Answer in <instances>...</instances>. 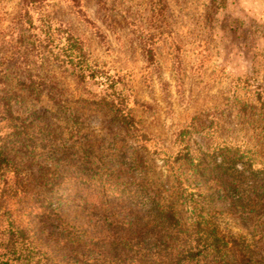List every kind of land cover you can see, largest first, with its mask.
Wrapping results in <instances>:
<instances>
[{
  "label": "rangeland",
  "instance_id": "1",
  "mask_svg": "<svg viewBox=\"0 0 264 264\" xmlns=\"http://www.w3.org/2000/svg\"><path fill=\"white\" fill-rule=\"evenodd\" d=\"M164 2L154 21L153 0H81L86 20L71 0L30 8L38 27L48 16L82 35L109 75L80 81L62 61L44 55L41 63L25 51L31 31L22 0H0V137L22 171L3 206L56 260L148 264L142 249L166 233L146 223L177 181L186 222L202 215L221 233L245 237L264 259V0ZM29 71L49 75L56 88L26 91L18 79ZM110 81L134 126L104 107ZM185 144L193 164L202 160V176L187 162L172 163ZM71 192L81 198L65 201ZM108 194L111 206H98ZM102 209L124 225L110 228Z\"/></svg>",
  "mask_w": 264,
  "mask_h": 264
},
{
  "label": "trees",
  "instance_id": "2",
  "mask_svg": "<svg viewBox=\"0 0 264 264\" xmlns=\"http://www.w3.org/2000/svg\"><path fill=\"white\" fill-rule=\"evenodd\" d=\"M41 0H22L24 12V23L30 30V41L27 43L25 51L35 55L44 63V55L52 57L54 60L62 61L63 64L70 68L71 73L80 81L86 80H103L109 78V75L101 70L98 62L92 59V53L87 48V43L84 37L76 34L73 29L64 27V23L56 22L47 18H41V25L38 27L34 24L30 8L36 7ZM74 3V8L79 16L86 20V14L83 10L81 0H71ZM152 19H160L165 11L164 0H153ZM38 6V5H37ZM55 26V27H54ZM39 28V36L33 30ZM64 34V35H63ZM151 36V34H149ZM144 43V53L151 56L153 54L149 47ZM57 48V52L53 48ZM51 54V55H49ZM18 82L26 91L39 93L41 86L51 88L49 93H52L56 88L55 82L47 75L46 77L32 73L29 71L24 77H20ZM114 81H110L109 92L102 97L104 107H107L113 113L114 120L121 122L126 127L134 126L133 118L128 111L123 108L125 95L117 92L114 89ZM193 120L183 128L176 136L180 142L183 141L187 128L193 125ZM17 155L13 154L8 148V144L0 137V264H69L68 262L56 260L55 257L49 254L48 247L44 244L40 237L31 232L27 227L15 223L3 206L2 197L7 188L12 191L16 190L15 181L21 175L20 166L16 160ZM172 163L187 162L197 173L202 176L203 162L193 164L194 157L190 154L187 145H183L170 156ZM203 159V158H201ZM12 174L11 181L8 175ZM101 191H104L100 187ZM25 192V190H24ZM121 193V192H120ZM122 194V193H121ZM105 196V195H103ZM114 195L108 194L103 200H100L98 206L111 203L108 198ZM65 201L74 203L81 196L77 193H66ZM148 195V199H149ZM185 188L181 181H177L174 193L169 201L164 205L155 202V207L151 209L150 217H153L146 224H154L153 228L160 232L166 233L165 238L156 237L154 247L149 250L142 249L140 253L143 260L148 264H264V259L256 257L254 251L250 248L245 237L242 235H226L219 231L218 227L202 217L197 216L193 221L186 222L183 217V205L185 204ZM47 200V201H46ZM43 204L50 207L48 199H43ZM112 209H102L97 214L106 221L110 228L123 226V221H120L110 214ZM150 210V209H149ZM244 213V210L240 211ZM8 214V215H7ZM11 217V218H10ZM126 225L129 222L125 223ZM161 236V235H160ZM67 241V242H66ZM81 241V236L75 239L70 237L62 242V246L67 248L75 242ZM125 243L122 244L124 249ZM57 256L61 257L60 251ZM61 259V258H60ZM63 260V259H61Z\"/></svg>",
  "mask_w": 264,
  "mask_h": 264
}]
</instances>
